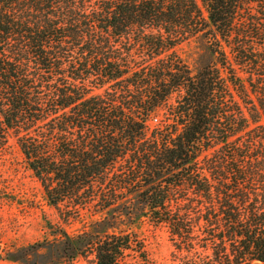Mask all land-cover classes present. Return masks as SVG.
<instances>
[{
    "label": "trees",
    "instance_id": "16d2710c",
    "mask_svg": "<svg viewBox=\"0 0 264 264\" xmlns=\"http://www.w3.org/2000/svg\"><path fill=\"white\" fill-rule=\"evenodd\" d=\"M207 39L193 73L175 49ZM174 101V102H173ZM17 142L74 261L148 262L166 226L186 264H264V0H0V149Z\"/></svg>",
    "mask_w": 264,
    "mask_h": 264
},
{
    "label": "rangeland",
    "instance_id": "374dc122",
    "mask_svg": "<svg viewBox=\"0 0 264 264\" xmlns=\"http://www.w3.org/2000/svg\"><path fill=\"white\" fill-rule=\"evenodd\" d=\"M175 52L193 73L215 59L202 36L181 44ZM93 212L86 210L81 215L83 220L66 225L61 214L47 204L40 183L26 168L16 140L10 138L7 146L0 149V264H96L91 253L71 261L59 239L61 230L71 238L91 232L97 219ZM134 226L119 224L111 229L136 234L146 247L148 262L129 258L127 264H186L191 258L187 247H180L168 227L145 219Z\"/></svg>",
    "mask_w": 264,
    "mask_h": 264
},
{
    "label": "water",
    "instance_id": "95a60500",
    "mask_svg": "<svg viewBox=\"0 0 264 264\" xmlns=\"http://www.w3.org/2000/svg\"><path fill=\"white\" fill-rule=\"evenodd\" d=\"M260 264V263H259Z\"/></svg>",
    "mask_w": 264,
    "mask_h": 264
}]
</instances>
